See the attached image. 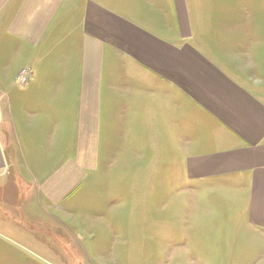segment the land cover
I'll return each instance as SVG.
<instances>
[{"label": "crops", "instance_id": "obj_1", "mask_svg": "<svg viewBox=\"0 0 264 264\" xmlns=\"http://www.w3.org/2000/svg\"><path fill=\"white\" fill-rule=\"evenodd\" d=\"M257 12L264 0H0L11 210L62 225L116 197L100 176L138 155V195L181 220L168 263L264 264V85L222 49L264 58Z\"/></svg>", "mask_w": 264, "mask_h": 264}, {"label": "rangeland", "instance_id": "obj_2", "mask_svg": "<svg viewBox=\"0 0 264 264\" xmlns=\"http://www.w3.org/2000/svg\"><path fill=\"white\" fill-rule=\"evenodd\" d=\"M257 13L264 17V12ZM222 49L237 74L264 85V58H254L253 51L236 42H226ZM106 175L100 178L118 182L119 187L111 188L116 197L78 202L83 214L62 225L30 212H13L21 189L9 177L1 178L0 264H172L167 254L181 231V220L150 210L147 195H138V179L151 178L149 171H138V155L126 154L120 169Z\"/></svg>", "mask_w": 264, "mask_h": 264}]
</instances>
